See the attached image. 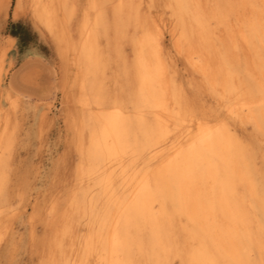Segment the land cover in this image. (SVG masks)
I'll return each instance as SVG.
<instances>
[{
	"label": "bare ground",
	"instance_id": "6f19581e",
	"mask_svg": "<svg viewBox=\"0 0 264 264\" xmlns=\"http://www.w3.org/2000/svg\"><path fill=\"white\" fill-rule=\"evenodd\" d=\"M161 1L31 0L36 24L53 37L67 64L77 68L84 111L77 176L83 184L70 208L89 226L82 255L94 256L97 264L114 259L164 264L170 257L180 259L174 255L179 251L194 264H264V220L255 221L257 210L264 216V189L255 182L247 147L227 123L219 127L217 119H191L163 47L165 22L150 16ZM164 1L178 52L193 64L198 54L197 68L229 111L243 114L259 129L264 116L261 0H215L212 9L203 0ZM233 14L242 24L240 34L230 31L226 47L216 54L221 68L213 71L200 63L204 52L216 49L211 18L224 23ZM238 35L254 50L262 78L247 89L246 80L235 78L234 62H226L225 54L238 50ZM146 36L156 37V43ZM7 132L5 121L0 152L9 141ZM240 187L253 199V211ZM55 216L47 224L54 232L44 235L39 264H70L75 255L64 243L71 227L58 225ZM176 218L183 223L185 246ZM3 229L0 223V241Z\"/></svg>",
	"mask_w": 264,
	"mask_h": 264
},
{
	"label": "rangeland",
	"instance_id": "374dc122",
	"mask_svg": "<svg viewBox=\"0 0 264 264\" xmlns=\"http://www.w3.org/2000/svg\"><path fill=\"white\" fill-rule=\"evenodd\" d=\"M203 2L210 9L217 5L215 0ZM163 4L164 0L156 3L150 16L165 22L163 47L189 112L195 111L198 117L211 120L223 114L227 125L247 147L255 182L259 189H264V136L243 114L238 115L239 119L228 116L226 100L216 95L197 68L198 54L194 55L196 64H193L184 53L178 52L171 12ZM17 6V0H0V125L8 123L9 140L0 152V223L4 228L0 264H39L44 235L54 232L47 224L55 215L58 225L71 227L64 238L69 253L75 251L70 264H97L94 256L85 258L80 249L90 233L86 218L75 216L70 208V201L83 184L77 176L83 163L77 144L84 115L83 106L78 102L77 68L72 62L67 64L53 37L36 24L31 0H22L21 7ZM246 13L250 15L249 10ZM17 22L32 30L33 41L24 49L10 34L11 24ZM240 26L234 14L224 23L211 18L216 49L210 54L204 52L200 63L206 62L213 71L221 68L216 54L226 47L231 30L240 34ZM236 42L238 50L226 53V62H234L235 78L241 82L246 80L243 88L247 89L262 79L257 71V56L241 35L236 37ZM126 49L127 53L131 52L130 46ZM70 56L73 60L74 55ZM247 69L250 76L245 73ZM240 192L245 195L247 208L253 211L249 193L242 187ZM53 208H56L55 215ZM256 215L255 221L264 220L261 210ZM176 223L180 226L178 233L182 242L183 223L178 218ZM181 246L185 244L182 242ZM252 255L256 258V251Z\"/></svg>",
	"mask_w": 264,
	"mask_h": 264
},
{
	"label": "snow or ice",
	"instance_id": "6c2138e0",
	"mask_svg": "<svg viewBox=\"0 0 264 264\" xmlns=\"http://www.w3.org/2000/svg\"><path fill=\"white\" fill-rule=\"evenodd\" d=\"M17 7H19V6H17ZM90 7L96 8L99 6L91 5ZM251 7L253 9H255L257 6L255 4H253V5H251ZM259 8L261 11L262 18H264V0H261V4L259 5ZM11 35L13 37L15 36L14 33ZM146 39L151 41L153 44H155L157 38L154 36H146ZM261 107H262V109H264V100L261 101ZM190 115H191V119H193V120H196L197 118L204 120V117H198L195 112L191 113ZM228 116L235 118V119H239V116L234 111H229ZM184 119L187 120L188 116H185ZM217 124L219 127L226 126V118L223 116V114L217 119ZM259 130H260L261 135L264 136V116H262V119L260 121ZM174 255L177 257H180V259H173L170 257L166 262H164V264H194V262L191 260H184L181 256V254L179 253V251L174 253ZM111 264H128V262L127 261H120L118 259H114L111 262Z\"/></svg>",
	"mask_w": 264,
	"mask_h": 264
},
{
	"label": "trees",
	"instance_id": "16d2710c",
	"mask_svg": "<svg viewBox=\"0 0 264 264\" xmlns=\"http://www.w3.org/2000/svg\"><path fill=\"white\" fill-rule=\"evenodd\" d=\"M15 34V38L18 39L20 48H26L33 40L32 30L22 22L12 23L10 28V34Z\"/></svg>",
	"mask_w": 264,
	"mask_h": 264
}]
</instances>
